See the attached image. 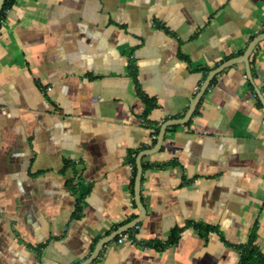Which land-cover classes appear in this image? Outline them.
I'll use <instances>...</instances> for the list:
<instances>
[{
    "label": "crops",
    "instance_id": "1",
    "mask_svg": "<svg viewBox=\"0 0 264 264\" xmlns=\"http://www.w3.org/2000/svg\"><path fill=\"white\" fill-rule=\"evenodd\" d=\"M262 33L264 0H15L0 24V264H81L136 220L130 161L155 146L152 126L181 119ZM256 99L243 64L216 75L142 158L139 229L90 264H238L254 228L264 255Z\"/></svg>",
    "mask_w": 264,
    "mask_h": 264
},
{
    "label": "water",
    "instance_id": "2",
    "mask_svg": "<svg viewBox=\"0 0 264 264\" xmlns=\"http://www.w3.org/2000/svg\"><path fill=\"white\" fill-rule=\"evenodd\" d=\"M4 1L5 0H0V11H1L2 7H3ZM262 41H264V33H262V34L256 36L255 38H253L250 41V43L247 45V47L244 50V52L240 56L232 58V59H229V60L223 62L222 64H220L218 67H216V68L212 69L211 71H209L207 76H206V78L204 79L203 83L201 84L198 92L196 93L193 101L191 102V104H190L187 112L185 113V115L181 119L168 120V121L164 122L160 126L155 146L153 148H151V149L141 151L137 155L136 160H135L136 174H135V178H134L133 192H134V202H135V205L137 207L139 216L137 217L136 220H134L131 223L121 227L120 229H118L117 231L112 233L111 235L101 239L95 245L94 250L91 253V255L88 257V259H86L81 264H90V263H92L97 258V256L100 253L102 247L106 243L112 241L116 236L120 235L124 231L130 230L135 225H137L138 223L141 222V219H142V217L144 215V210H143L141 202H140V194H139L140 193L141 176H142V166H141L142 158L146 157V156H149V155H151V154H153V153H155L156 151L159 150L167 128L172 127V126H178V125L186 124L190 120V118L192 117V114H193L196 106L200 102L201 97L203 96V94L207 90V88L209 86V83L211 82V80L216 75H218L220 72H222L223 70H225V69H227V68H229L231 66H234L236 64H243L244 65V69H245L246 78L250 82V84L253 86L255 95L257 96L260 104L262 105V107L264 109V97L260 93L259 89L254 85L253 78H252L251 71H250V65H249V58H250L252 52L254 51L256 46Z\"/></svg>",
    "mask_w": 264,
    "mask_h": 264
},
{
    "label": "trees",
    "instance_id": "3",
    "mask_svg": "<svg viewBox=\"0 0 264 264\" xmlns=\"http://www.w3.org/2000/svg\"><path fill=\"white\" fill-rule=\"evenodd\" d=\"M14 2H15V0H5L4 1L3 7L0 11V20L5 18V12L12 7ZM255 49H257V48H255ZM253 54H254V51H253ZM132 76H133V79L136 83L137 94L141 98L142 102L144 103L145 109H144L143 116L146 118V116L149 114V112L154 108V102L152 99L146 97L141 92L140 88L138 87L135 74H133ZM257 103L261 107V104L259 103L258 100H257ZM152 127H154V129H153L154 136H156L158 134L159 129L156 125H153ZM154 142H155V140H154ZM135 156L136 155H134L130 161V163L132 164V167H133V172H134L133 175H135ZM133 180L134 179H132V181H131V192L132 193H133ZM194 228L201 235H206L208 232H210L212 230L210 228H207V227L202 226V225H197V224L194 225ZM255 232H256V229L254 228L253 231L249 235L248 241L244 245H240L237 247V250L240 254V261L238 264H264V255H261L255 246V240H256ZM178 233H179V230H172L170 239L168 240L167 243L169 244V243L175 242ZM115 239H117V237Z\"/></svg>",
    "mask_w": 264,
    "mask_h": 264
},
{
    "label": "built area",
    "instance_id": "4",
    "mask_svg": "<svg viewBox=\"0 0 264 264\" xmlns=\"http://www.w3.org/2000/svg\"><path fill=\"white\" fill-rule=\"evenodd\" d=\"M7 11H8V10H7ZM7 11L5 12V16H6ZM3 21H4V19L0 20V24H1ZM48 90H50V89H48ZM152 129H154V127H152ZM152 138L155 139V136L153 135ZM138 229H139V226H138V225H135V226L133 227L132 230L137 231ZM131 234H132L131 230L124 231V232L121 233V234L119 235V237L117 238V243L121 244V243H123L124 241L129 240L130 237H131Z\"/></svg>",
    "mask_w": 264,
    "mask_h": 264
}]
</instances>
